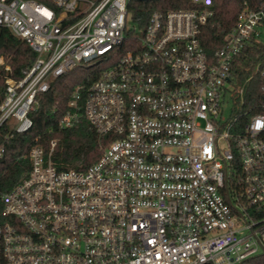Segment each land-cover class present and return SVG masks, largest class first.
I'll return each mask as SVG.
<instances>
[{
    "label": "built area",
    "instance_id": "2783aa9c",
    "mask_svg": "<svg viewBox=\"0 0 264 264\" xmlns=\"http://www.w3.org/2000/svg\"><path fill=\"white\" fill-rule=\"evenodd\" d=\"M130 1L0 0V30L35 53L6 81L0 129L29 132L57 79L109 65L76 88L59 121H85L107 141L99 160L60 169L57 141L29 149L31 171L0 193V264H241L264 254V115L243 110L233 73L249 46L264 45V8L245 1L210 54L202 34L214 0L132 30ZM253 69L264 78V61Z\"/></svg>",
    "mask_w": 264,
    "mask_h": 264
},
{
    "label": "trees",
    "instance_id": "16d2710c",
    "mask_svg": "<svg viewBox=\"0 0 264 264\" xmlns=\"http://www.w3.org/2000/svg\"><path fill=\"white\" fill-rule=\"evenodd\" d=\"M35 1L49 4V0ZM245 1H252V6L256 9L264 8V0H214V17L202 34L203 46L208 53L213 54L222 46ZM194 8L196 4L191 0H131L128 18L144 28L155 12ZM0 57L5 58V66L10 67L9 72L5 68L0 69L1 105L6 93L7 79L19 80L22 71L33 64L35 53L26 42L18 39L9 30L1 29ZM260 61H264V45L249 46L239 59V65L233 69L237 82L244 87L243 110L249 116L264 115V78L259 73L254 74L253 69ZM108 66L77 68L57 79L51 89L39 97V107L30 115L33 128L29 132H9L5 126L0 129V148L3 147L0 152V193L10 191L29 174L32 165L25 156L34 145H41L49 152L50 143L57 141L53 161L60 169H86L99 160L102 154L101 145H106L107 141L100 140L85 121L69 130H61L59 121L67 112L76 88L97 81ZM243 66L250 70L242 71ZM241 264H264V254L249 258Z\"/></svg>",
    "mask_w": 264,
    "mask_h": 264
},
{
    "label": "rangeland",
    "instance_id": "374dc122",
    "mask_svg": "<svg viewBox=\"0 0 264 264\" xmlns=\"http://www.w3.org/2000/svg\"><path fill=\"white\" fill-rule=\"evenodd\" d=\"M127 26L130 30L134 29L135 27L137 28L138 26L136 25V23H134L132 20L129 19L128 23H127ZM263 40H264V36H263ZM1 58V57H0ZM3 58V57H2ZM4 60V65L2 68H5V67H8V66H5V58H3ZM226 110L228 113H230L231 109L233 108V101L232 99H230V97L228 98V103L226 104L225 106Z\"/></svg>",
    "mask_w": 264,
    "mask_h": 264
},
{
    "label": "water",
    "instance_id": "95a60500",
    "mask_svg": "<svg viewBox=\"0 0 264 264\" xmlns=\"http://www.w3.org/2000/svg\"><path fill=\"white\" fill-rule=\"evenodd\" d=\"M139 1L146 2V1H149V0H139Z\"/></svg>",
    "mask_w": 264,
    "mask_h": 264
}]
</instances>
